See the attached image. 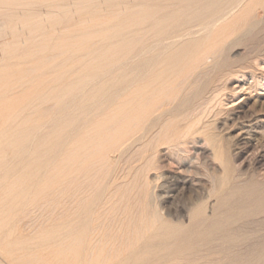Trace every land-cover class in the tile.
<instances>
[{
  "label": "bare ground",
  "instance_id": "bare-ground-1",
  "mask_svg": "<svg viewBox=\"0 0 264 264\" xmlns=\"http://www.w3.org/2000/svg\"><path fill=\"white\" fill-rule=\"evenodd\" d=\"M15 1L18 2L17 0H15ZM67 1H69V0H67ZM67 1H65V2H67ZM8 2H9V0H0V38H1V36L5 35V33L6 34H7V32L9 33L8 29L10 27L8 28V23H9L8 22L9 21V10L7 8ZM136 2L133 4H136ZM10 3L12 5V2H10ZM13 3H15V2L13 1ZM73 3H75V1ZM42 5L43 4H41V6ZM60 5H61V3H60ZM62 5H64V4H62ZM91 5L92 4H90V7H91ZM26 6H28V5H26ZM59 6H57V7L59 8ZM135 7L133 9L130 7L127 10V11H129L130 9H132L134 11V12L132 11L133 13H130V14H133V18H134V21L132 19V21L134 23L131 21V23L134 24V26H133L134 36L131 35L133 37L132 44L127 51L124 50L123 52H121L119 55L116 56V60H118V62H117V66H114V67H116L115 71H110L108 69L106 72L103 71L105 73L104 76L107 78V81L106 82L104 81L105 83H103V85L101 87L104 88V90L106 89L109 92L111 91V94L109 96H107V98L105 97V99H101V97L104 98V96H102L103 94L102 95L100 94L101 97L98 96L99 101L104 100L103 101L104 107H105V105L107 107L104 112L101 110L104 113L103 114L104 117H102L100 120L95 119V117H94L95 120H91V117H88V116H90L89 114L93 110L92 109L90 111V113L87 114L88 115L87 119L89 118L87 120L86 118H82L85 114L82 117H80L81 114L77 115V111H76V115H77L76 119L82 118V120L79 119L80 121H82V125H80V126L78 125L79 127L78 128L76 127V130L74 129L75 127L73 128L77 132V133L75 132L76 135L74 133V135H75L74 140L72 141V143H70V147L63 151L61 159L59 158L60 160L58 161V164L56 163L53 167H51L50 170L48 169L46 174L44 172L43 174H45V175L42 178L41 177L38 178V179H41V182L42 181L44 182V184L42 183L43 185L41 186V189L39 188L40 190H43V191H40L38 196L41 197V195H40L41 192H44L45 190H47L48 191L47 195L49 194L48 195V196H50L49 198L52 199V200H48L49 202L57 200L56 199L57 197H58V199H60L63 196H65L66 199L67 198L69 199L68 207L71 210L70 212H71L72 216L74 215V218L72 219V225L74 224L75 226H73V228L69 230V233H67L68 232L67 231L65 235H63V233H61L62 236L59 235L57 237L55 236V234L52 233L53 231L52 232H44V233L41 232L43 234H39L38 236H36L37 240L38 241H46V242L51 240L52 244H50V246L45 245L46 248H44V250H46V251H42L41 254H39L38 256L36 253L37 257L35 256L36 258L35 257H33V258H35V261L37 264H62L63 262H66V263L68 262V264H69V261L71 262V264H123L122 263L123 255L124 254H130V255H132V258H130V259H132V261L130 262L128 260L130 262L129 264H193V262L196 260V257H194V255L192 253H187V251L195 249L196 246L200 245V246H207L209 248V251L213 252L215 254V255L210 254V258H208L206 260L203 259V262L199 261L200 264H264V253H262V250L264 249V234H261L260 236H255V234L258 233L259 230H261L260 228L262 227V224L264 223V219L260 218V219L256 220V218L255 219L252 218V220H248L247 222L244 221L245 222L244 224L246 226V229H244V230L243 229L241 230L240 228H236L233 226L234 223L237 222L239 219L248 218L250 216L254 217L253 215H255V214L260 215L262 212H264V185H260V184H256V183L244 184V183H238L239 180H238V182L234 181L232 186L229 185L230 188H228L225 192H222L220 194V196L218 195L216 202H215L216 208L209 216H208V214L204 215L201 212L195 211V209H193L194 207L195 208L198 207L197 206V205H199L198 202L201 199L209 198L212 194L215 193V191L217 189L214 182L216 179L217 172H219L218 171L219 167L216 164L217 161L215 162V160H216L215 159V151L213 149H210V147L207 144V141L210 143H214V141L208 140L206 138L203 139L202 137H200L202 134H207V131H205L206 130V124H204V122H207L208 118H207V121L203 122V117L206 116V115L205 116H203V115L207 110V109H205L206 107H204V105H206L210 99L209 91L210 92L213 91L210 87V84H209L210 80H208V78L210 76L209 73H210L211 69L214 70L220 66H225V65H223L224 61L220 58V55H221V52L224 48V44L227 43L226 41L228 38H226V36H228V34L234 30L233 29V27L235 28L234 25L236 24V26H237V23L240 24L239 22H245L248 20H253V21L255 20L256 21V19H259L257 17L256 12H258L257 10H261V12L264 14V0H169L167 2H164L161 0H146V1L141 0V1H139V3L137 2V5ZM61 8H63V7H61ZM68 8H70V7H68ZM68 8H67V10H68ZM86 8H85V10H87ZM20 9H21V7H20ZM88 9H89V7H88ZM14 10H15V8H14ZM29 10H30V8H29ZM81 10H83V9H81ZM127 11H126V13H127ZM129 12H131V11H129ZM14 13H15V11H14ZM259 14H261V13H259ZM128 15L129 14L124 15V16H128ZM119 16H120V14H119ZM10 18H13V17H10ZM23 19L25 20V18H23ZM114 19L117 20L116 18H114ZM118 22H119V20H118ZM122 22H125V21H122ZM262 22H264V21H262ZM30 23H32V22H30ZM102 24H103V22H102ZM114 24L116 25V23H114ZM112 25L110 24L109 26H112ZM104 26H102V27H104ZM109 26H108V28H110ZM114 26L111 29L114 30L115 29ZM123 26H124V24H123ZM238 26H240V25H238ZM247 26H248V24H247ZM12 27L14 28V25H12ZM30 28H32V27H29V30H31ZM36 28H35V30H33V32L36 31L35 33H37V30L38 31L40 30V28H38L37 30H36ZM58 28H60V27H58ZM43 29H44V31L43 30L42 31L45 32V29H47V28H43ZM105 29H106V26H105ZM54 30H56V29H54ZM57 30H59V29H57ZM102 30L106 31V33H107L108 29L104 30V28H103ZM126 30L127 29H125V31ZM42 31H40V33L38 32L39 36L42 33ZM248 31L249 32H247V34L250 33L251 29L250 30L248 29ZM47 32H45V33H47ZM239 32L240 31H238V33ZM241 32H243V28H242ZM111 33H110V35L113 34V33L112 34ZM30 35H31V37H33V40H34V36H33L34 34L32 33ZM48 35H50V34H48ZM51 35H53V34L51 33ZM75 35H77V34H75ZM249 35H251V34H249ZM8 36L9 35H7L5 37H8ZM45 36L47 37L46 34H45ZM104 36L107 37L106 35H104ZM110 37H113V36H110ZM126 37H128V35ZM242 37H243V35H242ZM247 37H249V36L247 35ZM3 38H4V36L2 37V39ZM43 38H44V36L42 37V39ZM53 38L52 39L50 38V39L54 40ZM108 38L109 37H107V39ZM129 38H130V36H129ZM46 39H48V37ZM96 39H98V38H96ZM122 39H124V38H122ZM233 39H234V37H233ZM26 40L28 41V39H26ZM51 40L50 41L48 40V41L51 42ZM235 40H237V39H235ZM99 41H100V39H99ZM38 42H39V39H38ZM49 42H48V45H49ZM63 42H65V41H63ZM68 42H72V41H68ZM86 43H84V44H86ZM100 43H101V41H100ZM228 43H229V41H228ZM231 43H230V45H231ZM238 43H240V42H238ZM2 44H3V42H2ZM2 44L0 43V45H2ZM46 44L47 43L40 45L39 48L44 47ZM123 45H124V43H123ZM4 46L5 45H3V47ZM29 46L31 47V45H29ZM58 46H60V45H58ZM105 46H107V45H105ZM109 46H111V49H112V44ZM6 47H7V45H6ZM52 47L55 48V45H53ZM83 47H84V45H83ZM91 47L92 46H90V49H91ZM0 49H7V48H5V47L1 48L0 47ZM47 49H48V47H47ZM50 49L51 48H49L48 50H50ZM4 51H6V50H4ZM17 51L18 50L16 49V52ZM34 51H35V49H34ZM61 51H63V49ZM102 51L103 50L101 49V52ZM77 52L78 51H76V53ZM40 53H42V51ZM107 53H109V51ZM78 54H79V52H78ZM82 54H83V52H82ZM36 55H37V53L34 55V57ZM111 55H113V54L110 53L108 57L111 58ZM25 56L28 57L27 54ZM60 56L61 55H59L58 57L60 58ZM87 56H88V53H87ZM3 57H6V56H3ZM30 57H28V60L30 59ZM34 57H31V58L34 59ZM37 57L38 58H36V57L35 58L39 60V56H37ZM221 57H222V55H221ZM54 58H55V56H54ZM83 58H85V57H83ZM98 58H100V57H98ZM74 59H75V57H74ZM76 59L78 60V58H76ZM90 59H92V58H90ZM11 60H12V58H11ZM41 60H42V58H41ZM224 60H225V58H224ZM53 61H55V60H53ZM65 61H68V60H65ZM88 61L90 62V60H88ZM88 61H87V63H88ZM94 61L96 62V60H94ZM9 62H10V60H9ZM11 62H13V61H11ZM55 62L58 63L57 60ZM61 62L63 63V61H61ZM91 62H93V61H91ZM40 63H42V62H39L38 64H40ZM102 63H106V62H102ZM232 63H233V61H232ZM11 64L9 66H11ZM59 64H58V66H59ZM227 64H229V63L227 62ZM6 65L8 66V64H6ZM31 65H32V63H31ZM90 65L92 66V64H90ZM48 67H50V66L48 65L46 68H48ZM6 68L4 67L0 72V169H1L0 170V183H1V185H2V183L5 184V182H7V179H8L7 178L8 172H7V167H6V165L8 164L7 163L8 158L6 155V148L9 145L12 146L11 145V139H12L11 137L13 134H15L16 136H21L22 134H24L23 133L24 132L23 130L25 127L24 124L27 123V119L24 118L23 116H21V114L20 115L17 114L18 116H16L15 118L11 117L10 113H11L12 106H14L15 104H18L22 100L26 99L27 96H26V94H21L20 96H17L14 98V96L9 94L11 87L9 88V91H8V87L11 83V79L14 78L15 76L12 74L14 77L11 78V76L9 75L10 73L8 74V71L7 72L5 71ZM72 69H70V70H72ZM229 69H228V71H229ZM234 69L235 68H233V71H234ZM34 70H35L34 67H31L29 69L30 73H31V71H34ZM57 70H59V69H57ZM57 70H54V71H57ZM75 70H78V69L74 68V71ZM217 70H219V69H217ZM36 71H38V70H36ZM67 71H68V69H67ZM70 72L71 71H69V73ZM30 73H29V75L32 74V73L31 74ZM95 73H98V72H95ZM82 74H83V72H82ZM101 74H102V72H101ZM20 75H22V74H20ZM80 75H81V73H80ZM22 76H19V77L22 78ZM93 76H94V74H93ZM207 76H208V78H207ZM24 77H25V75H24ZM58 77L61 78V77H65V76H58ZM98 78H96V79H98ZM230 78H231V75H230ZM30 79H31V77H30ZM32 79H33V77H32ZM89 79L91 80V76ZM96 79L94 81L97 82L98 80H96ZM226 79H228V78H226ZM90 80H88V81L90 82ZM31 81L32 80H30L28 83L31 84L30 83ZM220 81H222V80H220ZM26 82H27V80H26ZM64 82H66V81H64ZM98 82L100 83V81H98ZM14 83H16V82H14ZM17 83H16V85L19 84V83L18 84ZM78 83H79V81L74 83L73 85L77 86ZM80 83H81V81H80ZM86 84H88V83H86ZM67 86L69 87V85H67ZM58 87H61V86H58ZM95 87H97V86H95ZM52 88L50 91H48L46 93H43V91H42L43 94L41 96L39 95L37 97L46 98V96H48V95H50V97L52 95H56V96H57V94L59 95V93L61 91L58 93V90H57V88H55V86L53 89ZM62 88H63L62 89V92H63L65 87H62ZM79 88H80V86H79ZM90 88H91V86H90ZM48 89H50V87ZM75 89H77V88H75ZM92 89H93V87H92ZM221 89H222V87H221ZM65 90H67V89H65ZM71 90H74V89H71ZM71 90L70 91L67 90V92L70 93ZM84 90H85V88H84ZM44 91H45V89H44ZM46 91H47V89H46ZM92 91H94V90H92ZM216 91L213 93L215 94ZM218 91H217V93L219 94L220 92H218ZM12 92H14V91H12ZM81 92L83 93V91H81ZM81 92H80V94H81ZM90 92H89V94H90ZM61 95L62 94H60L59 96H61ZM69 95L72 96V94H69ZM78 95H79V93H78ZM105 95H107V94H105ZM84 96H86V95H84ZM90 96L92 97V95H90ZM55 97H54V99H56ZM67 97H68V94H67ZM73 97H71V99ZM88 97H89V95H88ZM214 97H215V95H214ZM47 98L44 100H47ZM76 98L78 99L79 97L76 96ZM32 99H33V97H32ZM43 99H41V100L38 99V101L42 102ZM54 99H51V100H54ZM57 99H58V97H57ZM61 99L64 100L63 97ZM34 100H35V98H34ZM58 100H60V99H58ZM76 100H73V99L71 100L73 105L75 104L74 102ZM78 100H79V102L81 101L80 99H78ZM63 102L64 101H62L60 103L63 104ZM89 102L91 103V101H89ZM97 102L98 101L96 100V103ZM37 103H39V102H37ZM53 103L57 104V101L56 102L54 101ZM213 103L214 102H212V104ZM41 104H43V102ZM45 104L43 106H45ZM64 104H63V106H64ZM72 104H71V106L74 107ZM81 104L82 103H79V105L77 106L78 108L75 106V109L77 108V109H79V111L84 110L83 106H86V105L82 106ZM101 104H103V103L101 102ZM90 105H92V104H90ZM38 106L40 107L42 105H37V107ZM56 106H59V105H56ZM27 107H25V108H27ZM37 107H35V108H37ZM51 107H49V108L47 107V109L46 110L44 109V110L49 113V110H51ZM87 107H89V106H87ZM87 107H86V109H87ZM92 107H93V105H92ZM92 107L90 106V108H92ZM40 108H37V110ZM58 108H61V107H58ZM69 108H71L70 105H69ZM52 109H54V107H52ZM65 109H66V107H65ZM68 110H71V109H68ZM208 110H210V109H208ZM208 110H207V112H208ZM260 110H261V108H260ZM61 111H62V109H61ZM263 111H264V109H263ZM98 112H99V110H98ZM56 113H58V115H59L58 110ZM73 113H75V111ZM227 113H229V112H227ZM45 114H43V115H45ZM67 114L71 115L72 112H71V114H69V112ZM92 114L95 116L96 113L95 114L92 113ZM210 114H211V112H210ZM52 115L53 114L51 113V116ZM61 115L65 116L66 114L62 113ZM49 117H50V115H49ZM67 117L69 118V116H67ZM206 117H208V115ZM209 117L213 118L212 115H210ZM11 118H13V119H11ZM56 118H57V115H56ZM229 118H230V116H229ZM52 119H54V118H52ZM83 119H84V121H83ZM213 119H215V118H213ZM59 120L60 119L56 120L55 123H57V121H59ZM79 120H77V121H79ZM204 120H206V119H204ZM41 121H43V120H41ZM41 121H39V122H41ZM48 121H49V119H48ZM60 121H59V123H60ZM211 121H212V119H211ZM50 122H52V121H50ZM62 122H63V120H62ZM59 123H57V124H59ZM46 124H48V123L46 122ZM62 124L64 125V123H62ZM65 124L68 126L67 123H65ZM50 125H53V124H50ZM14 126L17 127L16 130L13 128ZM40 126H42V125H39V127ZM72 126L73 125H70L71 128H72ZM221 126H223V125H221ZM254 126H255V128L249 129L248 125H245V126L242 125L237 136L240 135L244 139H249L252 136L257 138L258 135L264 137V113L259 114L258 116L255 117ZM54 127H57V126L52 127L53 131H54ZM64 127H66V126L64 125ZM92 127L96 128V132L98 131L100 135L97 138H95L96 136L94 138L82 137L81 134H86L88 131H90L92 129ZM34 128H36V127H34ZM34 128L29 127V129H32V130ZM71 128H69V129H71ZM74 130H72V131H74ZM67 131H69V130H67ZM35 133L36 132H34L33 136L35 135V137H36ZM41 133L42 134H40V135H43V131ZM94 133H95V131H94ZM45 134H47V133H44V135ZM78 134L81 136L79 137V139H76L77 138L76 136ZM37 135H38V133H37ZM48 135H50V134H48ZM52 135H53V133H52ZM97 135H98V133H97ZM214 135H215V133H214ZM37 138L38 137H36V139ZM229 138H230V136H229ZM256 138H255V140H256ZM32 139H34V138H31V140ZM36 139H34V140H36ZM70 139H71V136H70ZM18 140L19 139H17V141ZM65 140H66V138H65ZM252 140H253V138H252ZM48 141H50V140L48 139ZM63 141H64V139L60 138V139H58L57 144L60 145L63 143ZM246 141H248V140H246ZM19 143H22V142H19ZM28 143H30V142H28ZM33 143H35V142H33ZM50 143H51V141H50ZM27 144L25 143V146L28 147L29 145H27ZM13 145H17V144H13ZM44 145L46 147V144H44ZM25 146L23 148H26ZM55 146H56V144H55ZM64 146H66V144H64ZM156 146L165 147L166 150L167 149L168 150L173 149L175 151L176 150L177 151H184V149L186 147L193 146L194 150L199 151L201 154H203L204 162L208 160L207 161L208 162V169H207V171H204V169L202 170L200 168L199 161L190 157V159L188 161V167H189L188 174H182L179 171L178 172L179 174L173 175L171 177L172 181H174L177 184H182V186L186 185V184H191V185L199 186L202 188V190L200 192L201 194L199 193L202 196H200V195H199L200 197L195 196L196 198L192 199L190 202V208L189 209L190 210L193 209V211H191L190 215L188 216L187 224L170 223V222L163 221V220H161L163 222H160L157 219L158 217L156 216V214L155 215H151V214L149 215V212H148L149 210L148 211L143 210V209L138 210V207L136 208L138 212H135L136 211L135 210L134 211L135 213L132 215L129 213L128 217H126L125 215H127V214H125L124 215L125 218H123L124 216L122 217L123 220H120V221L118 220V217H119V214H118L116 217V219L118 221H115V213H116V211L118 212L117 208H119V206H118L117 201L116 202H113V201H115V197H117L118 192H119V188H118L119 183L117 182L118 184H116V179L119 176H118V172H115L114 169L112 168L113 159L115 157H118V155H121V154L123 155L124 153L128 155V156H126L125 160H127L129 162V165L132 164L133 168L135 169V171L133 170L135 172V174L133 175V176H135V178H133V180L131 182L133 184H136V186H137L138 184L140 185L139 179L140 178L144 179V177H141V175H143V176L146 175V174H141V173L144 172V169H146V167L150 164V160H154V159H151L152 154H150L151 153L150 150L153 149V151L156 152L155 151L156 149H154V147H156ZM23 148L20 147V150ZM42 148H43V146H42ZM9 149H10V147H9ZM16 149H17V147H16ZM28 149H29V147L27 148V150ZM55 149L57 150V148H55ZM161 150H164V149L162 148ZM7 151H9V150H7ZM29 151H31V149ZM35 151H37V149ZM47 152H48V149L45 153H47ZM53 153L54 152H51L49 154L50 158H52ZM23 154H25V150H24ZM28 154H29V152H27V155ZM56 154H55V156H56ZM11 155H13V154H11ZM20 155H18V156H20ZM34 155L37 156L38 154L34 153ZM40 155H41V153H40ZM26 156H25V158H26ZM31 156L29 158H31ZM36 156H32L34 161L35 160L37 161V158L35 159ZM58 156H59V154H58ZM94 156H98V157L95 159ZM14 158L15 157H12V159L11 158L10 159L13 161ZM17 158H15V159H17ZM39 158L41 159L40 156H39ZM195 158H197V157H195ZM47 159H48V155H47ZM56 159H54V161ZM20 160H22V159H20ZM41 160H39V162ZM50 160H52V162H54L53 159H50ZM116 160L119 161L121 159L116 158ZM116 160H115L114 164L116 163ZM167 160H169V159L167 158ZM173 160H174V158H173ZM49 161H48V163H49ZM14 162H15V160H14ZM24 162H25V159H24ZM30 162H31V160L29 161V163ZM168 162L170 163V160ZM17 163H20V161H17ZM26 163H28V162H26ZM44 163H46V162H44ZM218 163H219V161H218ZM9 164L11 165V163H9ZM49 164H51V163H49ZM124 164H126V163H124ZM176 164H177V162H176ZM220 164H221V162H220ZM21 165H22V163H21ZM41 165H42V163H41ZM15 166H18V164H16ZM26 166H29V165L26 164ZM48 166H50V165H48ZM122 166H124V165H122ZM180 166H181V163H180ZM225 166H227V165H225ZM32 167H33V165H31V168ZM128 167H130V166H128ZM120 168H122V167H120ZM125 168H127V167H125ZM153 168L155 169V168H159V167L153 166ZM153 168H152V170H153ZM220 168H221V165H220ZM11 169L12 168H10V170ZM25 169H23V170H25ZM37 169H39V168H37ZM44 169H46V168H44ZM112 169H113V172H112ZM185 169H186V167H185ZM229 169H231V168H229ZM10 170H9V173L10 172L12 173L13 170L12 171H10ZM31 170L33 171V169H31ZM131 170H132V167H131ZM42 171H46V170H42ZM42 171L40 170L41 173H42ZM126 171H130V170L128 169ZM147 171L149 172V170H147ZM147 171H145L144 173H146ZM170 171H172V170H170ZM35 172H38V171L33 172V175H32L33 177H34ZM225 172L227 173L228 171H225ZM26 173L27 172L25 171L24 174H26ZM119 173H121V172H119ZM219 173H221V172H219ZM21 174H23V173H21ZM37 174H39V172L36 173L35 175H37ZM11 176H12V174H11ZM32 176H30L31 179H32ZM40 176H42V175H40ZM127 176H126V178H127ZM160 176H162V175H160ZM8 177H10V176H8ZM23 177H27V176L24 175ZM224 177H227V176H224ZM126 178H124L123 180H125ZM147 178H148V176H147ZM243 178H245V177H243ZM23 179L22 180L25 181L27 178L26 179L23 178ZM38 179L36 178V181ZM154 179H152V180H154ZM156 180H157V178H156ZM219 180L220 179H218V181ZM225 180H226V178H225ZM235 180L237 181V179H235ZM31 181H30V185H31ZM167 181H169V180H167ZM259 181H257V182H259ZM131 182H129V183H131ZM146 182L147 181H144L145 184H146ZM154 182L155 181H153L152 184ZM22 183L18 184L17 182L11 181V184H9V185L13 186V194L14 195L19 196L24 192V188L21 186ZM57 183L59 185H56ZM121 183L122 182H120V184ZM216 183H218V182H216ZM228 183H226L227 186H228ZM32 184H35V183H32ZM146 186H144V187H146ZM153 186H155V185H153ZM32 187H35V185ZM123 187L125 188V186H123ZM130 187L128 188L129 189L128 191H130ZM132 187H133V185H132ZM140 187L141 188L143 187V183L139 186V188ZM149 188L150 187H148V189ZM161 189L163 190V187ZM223 189H226V188H223ZM139 190L144 191V189H139ZM35 191H37V190H35ZM133 191H135V188ZM149 191L151 192V189H149ZM188 191H190V190H188ZM178 192H180V191H178ZM9 193L10 192H7V194H0V203L3 200L5 201V196L9 195ZM134 193H137V192L135 191ZM216 193H218V192H216ZM13 194H12V196H13ZM140 194H142V193H139V195H137V197L139 196L138 200L140 199ZM236 194H238V196H237L238 199H236L235 202L229 203L230 201L228 198L231 197L232 195L235 196ZM144 195H145V193H144ZM215 195H217V194H215ZM181 196H182V194H181ZM27 197H29V194ZM46 197H44V198H46ZM99 197L101 200H99ZM41 198H43V197H41ZM128 198H129V196H128ZM66 199L64 198L65 201H66ZM97 199H98V203H96ZM116 199L118 200V197ZM122 199H123V197L121 198V200ZM34 201L35 200L32 198L31 202L34 203ZM58 201L56 202L57 204L59 203ZM126 201L128 202V200H126ZM207 201L208 200H205V202H207ZM210 201H211V199H210ZM44 202H45V199H44ZM127 202H125V203L127 204ZM119 203H122V202L120 201ZM147 203L148 202H146V205H147ZM4 204H5V202H4ZM21 204H24V203H21ZM37 204H36V206H37ZM48 204H50V203H48ZM44 205H46V204H44ZM140 205H141V203H140ZM25 206H27V204L24 205V207ZM33 206H34V204H33ZM22 207H23V205H22ZM40 207H41V205H40ZM51 208L53 209V212H54L55 207L54 208L51 207ZM24 209L22 208L23 211H24ZM27 209H28V207H27ZM37 209L35 211H37ZM123 209H124V207H123ZM35 211H33V214L35 213ZM41 211H42V208H41ZM121 212L123 213V211H121ZM29 213H31V210ZM49 213H51V212H49ZM207 213H209V212H207ZM59 214H62V211ZM25 215L23 217H25ZM106 215H109L108 216L109 218H107ZM40 216H41V214H40ZM59 216H61V215H59ZM2 217L0 216V223L2 221ZM29 218L32 219V216ZM33 218H35V217H33ZM48 218H50V217L48 216ZM20 219H22V218H20ZM44 219H45V217H44ZM46 219H47V217H46ZM37 220H39V219H37ZM42 220H41V222H42ZM39 222H40V220H39ZM20 223H19V225H20ZM14 224H13V226H14ZM27 224H29V221L27 222ZM27 224H25V225H27ZM113 224H116V225H113ZM4 225H5V223H4ZM32 225L33 224L31 223L30 227ZM53 225H55V224H53ZM14 227H13V229H14ZM1 228H3V227H1ZM50 228L51 227H49V229ZM28 229H29V226H28ZM36 229H37V225H36L35 229H33V230L36 231ZM60 229H62V228H60ZM39 231H41V230H39ZM16 232H17V230H16ZM16 232L14 231V233H16ZM3 233L5 234V232H2V234ZM31 233H33V232H31ZM1 236H3V235H1ZM11 236H7V238L8 237L10 238ZM1 238H3V237H1ZM7 238H5V239H7ZM9 240H7V241H9ZM12 240H14V239H12ZM17 241H19V240H17ZM0 243H1V241H0ZM2 243H4V242L2 241ZM15 244H17V243H15ZM25 244L26 243H24L23 245H25ZM7 245L12 246L11 244H7ZM240 245H242V246L245 245L246 248L244 250H236L235 249L236 247L234 248V246H240ZM23 248H25V247H23ZM25 249H27V248H25ZM197 249H199V248H197ZM23 253L25 255V253H27V252L23 251ZM31 254L32 253L30 252V255ZM28 255H29V252H28ZM34 255H35V252H34ZM153 256H155V258H156L155 260L153 259ZM205 256H207V255H205ZM126 258H128V257H126ZM126 260H125V262H126ZM194 263H196V262H194Z\"/></svg>",
  "mask_w": 264,
  "mask_h": 264
},
{
  "label": "rangeland",
  "instance_id": "rangeland-1",
  "mask_svg": "<svg viewBox=\"0 0 264 264\" xmlns=\"http://www.w3.org/2000/svg\"><path fill=\"white\" fill-rule=\"evenodd\" d=\"M13 1L16 3H13ZM18 2H16L15 0H9V2L7 3V8L9 10V23H8V31L9 33L7 32V34L5 33L4 38L2 39L3 36H1L0 38V43L3 44L0 45L1 48H7V49H0V72L1 70L5 67H7L5 69V71L7 72L8 71V74L14 78L11 79V83L8 87V91H9V88L13 87L12 89L10 88V91H9V94L17 97V96H20L21 94H26V99L22 100L21 102H19L18 104H15L14 106H12L11 108V117L15 118L16 116H18L17 114H21V116H23L24 118L27 119V123L24 124V134H22L21 136H16L15 134L12 135V139H11V145L12 146H8L6 148V155H7V163H11V165L7 164L6 167H7V182H5V184L0 183V194H7V192H10L9 195L5 196V201L3 200L1 203H0V216L2 217V221L0 223V226L3 227L1 228L0 227V241L2 243V241L4 243H0V264H37L36 261H35V258L41 254L42 251H46L44 250V248H46V246H50V244H52V241H38L36 236H38L39 234H43L44 232H52L53 234H55V236H59L63 233V235L67 233H69V230L73 228V226H75L74 224L72 225V219L74 218V215L72 216L71 214V210L69 209L68 205H69V199L65 196L61 197L60 199H58V197L56 198L57 200H54V201H51L49 202L48 200H52L50 199L47 195L48 191L45 190L44 192H41V198L39 195L40 191H43V190H40L41 189V186L44 184V182L42 181L41 182V179H38V178H42L48 171V169L50 170L51 167H53L56 163L58 164V161L61 159V156L63 154V151L68 149L70 147V143H72V141L74 140V137L76 135V127L78 128L80 125H82V118H86L87 119V114H89L90 116L88 117H91V120H95V119H101L102 117H104V111L105 109L107 108L106 105L104 107V100L103 101H99V97L100 94L103 97H101V99H105V97L107 98V96H109L111 94V91L109 92L108 90H104V88H102L101 86L103 85V83H105L107 81V78L104 76V72L108 70L110 71H115L116 67L114 66H117V62L118 60H116V56L119 55L121 52H123L124 50H128L132 44V41H133V37L131 35L134 36V18H133V14H130V13H133L134 11L132 10L136 5H137V2L139 3V1L141 0H17ZM38 3H37V2ZM48 1V2H47ZM67 1V2H65ZM75 1V3H73ZM77 1V2H76ZM79 1V2H78ZM93 3H92V2ZM137 1V2H136ZM146 1V0H144ZM161 1H164V2H167L169 0H161ZM12 2V5L11 3ZM81 2V3H80ZM136 4H133L135 3ZM43 4L41 6V4ZM47 3V4H46ZM61 3V5H60ZM67 3V4H66ZM73 3V4H72ZM78 5H77V4ZM86 5H85V4ZM40 4V5H39ZM49 4V5H48ZM64 4V5H62ZM66 4V5H65ZM89 4V5H88ZM90 4L91 7H90ZM18 5V6H17ZM28 5V6H26ZM36 5V6H35ZM46 5V6H45ZM48 5V6H47ZM60 5V6H59ZM74 5V6H73ZM132 5V6H131ZM25 6V7H24ZM41 6V7H40ZM59 6V8L57 7ZM66 6V7H65ZM70 8H68V7ZM81 6V7H80ZM85 6V7H84ZM134 6V7H133ZM21 7V9H20ZM33 7V8H32ZM63 7V8H61ZM76 7V8H75ZM87 7V8H86ZM91 10H89L88 9ZM132 8L130 9L129 11H127L129 8ZM15 8V10H14ZM18 8V9H17ZM28 8V9H27ZM30 8V10H29ZM65 8V9H64ZM68 8V10H67ZM79 8V9H78ZM85 8L87 10H85ZM124 8V9H123ZM136 8V7H135ZM12 9V10H11ZM27 9V10H26ZM83 9V10H81ZM18 10V11H17ZM135 10V9H134ZM15 11V13H14ZM64 11V12H63ZM66 11V12H65ZM127 11V13H126ZM133 11V12H132ZM258 12L257 13V17L259 19H256V21L254 20H248V21H245V22H239L240 24L237 23V26L236 24L234 25L235 28L233 27V31L231 33L228 34V36H226V38H230L229 40L227 39V43L224 44V48L221 52V55H220V58L224 61V64L225 66H220L216 69H211L210 73H209V78L208 80L209 81V84H210V87L211 89L213 90L212 92L209 91V94H210V99L208 101V103L206 105H204V107H206L205 109H210L206 110V112L204 113L203 116H207L208 117H203V122L204 121H207V118H208V121L207 122H204V124H206V130L207 131V134H202L200 137H202L203 139H208V140H212L214 141V143H210L207 141V144L208 146L210 147V149H213L215 151V162L217 164V166L219 167L218 171L221 172H217V175H216V179H215V182L214 184L216 185V191L214 194H212L209 198H204V199H201L198 203L199 205H197L198 207H194L193 209H195V211H199L201 212L202 214L204 215H207L208 216L215 210L216 208V199L218 197V195L220 196V194L222 192H225L228 188H230V186L233 185L234 181L235 182H239L238 183H244V184H251V183H256V184H260V185H264V137L262 136H257L256 137H251L249 139H244L242 138L240 135H238L239 131H240V128L245 125H248V128L249 129H253L255 128L254 126V121H255V117L258 116L259 114H262L264 113L263 109H264V14L261 12V10H257ZM260 11V12H259ZM13 12V13H12ZM17 12V13H16ZM20 12V13H19ZM36 13V14H35ZM49 13V14H48ZM126 13V14H125ZM261 13V14H259ZM12 14V15H11ZM18 14V15H17ZM67 14V15H66ZM120 14V16H119ZM129 14L128 16H124V15H127ZM32 15V16H31ZM37 15V16H36ZM66 15V16H65ZM114 15V16H113ZM34 16V17H33ZM10 17H13V18H10ZM20 17V18H19ZM118 17V18H117ZM123 17V18H122ZM25 18V20L23 19ZM36 18V19H35ZM39 18V19H38ZM114 18H116L117 20H115ZM122 19V20H121ZM133 19V21H132ZM31 20V21H30ZM119 20V22H118ZM259 20V21H258ZM57 21V22H56ZM105 21V22H104ZM115 21V22H114ZM121 21V22H120ZM122 21H125V22H122ZM127 21V22H126ZM131 21L133 23H131ZM32 22V23H30ZM54 22V23H53ZM103 22V24H102ZM252 22V23H251ZM259 24H258V23ZM30 23V24H29ZM57 23V24H56ZM108 25H107V24ZM116 23V25L114 24ZM121 23V24H120ZM243 23V24H242ZM248 26H247V24ZM256 23V24H255ZM26 24V25H25ZM41 24V25H40ZM43 24V25H42ZM45 24V25H44ZM53 24V25H52ZM56 24V25H55ZM106 24V25H105ZM112 25V26H109V25ZM124 24V26H123ZM128 24V25H127ZM246 24V25H245ZM12 25H14V28L12 27ZM58 25V26H57ZM106 26V29H105V26ZM115 25V26H114ZM131 25V26H130ZM240 25V26H238ZM255 25V26H254ZM35 26V27H34ZM38 26V27H37ZM47 26V27H46ZM51 26V27H50ZM55 26V27H54ZM104 26V27H102ZM108 26L110 28H108ZM114 26V30L111 29L113 28ZM130 26V27H129ZM252 26V27H251ZM28 27V28H27ZM29 27H32L30 28L31 30H29ZM37 27V28H36ZM60 27V28H58ZM119 27V28H118ZM232 27V26H231ZM250 27V28H249ZM256 27V28H255ZM36 30L38 28H40V30L38 31L37 30V33L40 31H44L43 28H47L45 29V32L42 31V35L44 36V38L42 39V35L40 34L39 36V33H35L36 31L33 32V30ZM52 28V29H51ZM88 28V29H87ZM100 28V29H99ZM104 28V30H107V33L106 31H103L102 29ZM237 28V29H236ZM242 28H243V32L242 31ZM246 28V29H245ZM13 29V30H12ZM25 29V30H24ZM49 29V30H48ZM56 29V30H54ZM59 29V30H57ZM117 29V30H116ZM125 29H127L125 31ZM132 29V30H131ZM248 29L250 31V33L247 34ZM262 29V30H261ZM64 30V31H63ZM85 30V31H84ZM102 30V31H101ZM111 30V31H110ZM14 31V32H13ZM82 33H81V32ZM85 33H84V32ZM89 31V32H88ZM92 31V32H91ZM96 31V32H95ZM115 31V32H114ZM117 31V32H116ZM120 31V32H119ZM238 31H240L238 33ZM30 32V33H29ZM61 32V33H60ZM94 32V33H93ZM99 32V33H98ZM109 32V33H108ZM113 34H112V33ZM128 32V33H127ZM27 33V34H26ZM34 34V40H33V37H31L30 34ZM51 33L53 35H51ZM56 33V34H55ZM106 33V34H105ZM110 33L112 35H110ZM115 33V34H114ZM121 33V34H120ZM45 34L47 35L48 39H46L47 37L45 36ZM50 34V35H48ZM58 34V35H57ZM77 34V35H75ZM81 34V35H80ZM103 34V35H102ZM232 34V35H231ZM251 34V35H249ZM9 35L8 37H5ZM38 35V36H37ZM97 35V36H96ZM104 35H106L107 37H109L107 39V37H105ZM128 35V37L126 36ZM241 35V36H240ZM243 35V37H242ZM247 35L249 37H247ZM42 36V37H41ZM52 36V37H51ZM56 36V37H55ZM75 36V37H74ZM110 36H113V37H110ZM130 36V38H129ZM54 37V38H53ZM84 37V38H83ZM100 37V38H99ZM232 37V38H231ZM234 37V39H233ZM53 38L54 40H51ZM56 38V39H55ZM98 38V39H96ZM124 38V39H122ZM126 38V39H125ZM18 39V40H17ZM28 39V41L26 40ZM38 39H39V42H38ZM42 39V40H41ZM60 39V40H59ZM81 39V40H80ZM101 43H100V41ZM113 39V40H112ZM237 39V40H235ZM51 40V42L49 41ZM84 40V41H83ZM108 42H107V41ZM115 40V41H114ZM120 40V41H119ZM235 40V41H234ZM5 41V42H4ZM8 41V42H7ZM42 43H41V42ZM44 41V42H43ZM61 41V42H60ZM65 41V42H63ZM67 41V42H66ZM68 41H72V42H68ZM74 41V42H73ZM97 41V42H96ZM129 41V42H128ZM229 41V43H228ZM11 42V43H10ZM48 42H49V45H48ZM57 42V43H56ZM79 42V43H78ZM87 42V43H86ZM99 42V43H98ZM106 44H105V43ZM126 42V43H125ZM232 42V43H231ZM240 42V43H238ZM17 43V44H16ZM29 43V44H28ZM34 43V44H33ZM47 43L44 47H40V45H43ZM75 43V44H74ZM83 43V44H82ZM86 43V44H84ZM95 43V44H94ZM124 43V45H123ZM231 43V45H230ZM16 44V45H15ZM52 44V45H51ZM60 46H58V45ZM112 44V49H111V45ZM120 46H119V45ZM3 45H5L3 47ZM7 45V47H6ZM31 45V47L29 46ZM53 45H55V48L52 47ZM84 45V47H83ZM89 45V46H88ZM102 45V46H101ZM107 45V46H105ZM57 46V47H56ZM62 46V47H61ZM64 46V47H63ZM70 46V47H69ZM77 46V47H76ZM90 46L91 49H90ZM115 46V47H114ZM123 48H122V47ZM127 46V47H126ZM51 48L50 50L47 49ZM72 47V48H71ZM106 47V48H105ZM114 47V48H113ZM29 48V49H28ZM33 48V49H32ZM59 48V49H58ZM87 48V49H86ZM117 48V49H116ZM12 51H11V50ZM16 49L19 51L16 52ZM35 49V51H34ZM55 49V50H54ZM63 49V51H61ZM76 49V50H75ZM89 49V50H88ZM101 49L103 50L101 52ZM120 49V50H119ZM225 49V50H224ZM6 50V51H4ZM33 50V51H32ZM40 50V51H39ZM88 50V51H87ZM22 51V52H21ZM28 51V52H27ZM31 51V52H30ZM42 51V53H40ZM58 51V52H57ZM72 51V52H71ZM76 51L78 52L76 53ZM109 51V53H107ZM15 52V53H14ZM25 52V53H24ZM62 52V53H61ZM64 52V53H63ZM83 52V54H82ZM88 53V56H87V53ZM226 52V53H225ZM13 53V54H12ZM37 53V55L35 56L36 58H38L37 56H39V60L36 59L34 57V55ZM66 53V54H65ZM72 55H71V54ZM76 55H75V54ZM90 53V54H89ZM103 53V54H102ZM105 53V54H104ZM113 54L111 55V58L108 57L109 54ZM118 53V54H117ZM27 54L28 57H34V59H32L30 57V59L28 60V57H26L25 55ZM34 54V55H33ZM93 54V55H92ZM228 54V55H227ZM6 56V57H3V56ZM9 55V56H8ZM30 55V56H29ZM59 55L60 58L58 57ZM83 55V56H82ZM98 55V56H97ZM8 56V57H7ZM11 56V57H10ZM24 56V57H23ZM42 56V57H41ZM51 56V57H50ZM55 56V58H54ZM79 56V57H78ZM82 56V57H81ZM91 56V57H90ZM102 56V57H101ZM106 56V57H105ZM115 56V57H114ZM75 57V59H74ZM85 57V58H83ZM100 57V58H98ZM5 58V59H4ZM12 58V60H11ZM42 58V60H41ZM60 60H59V59ZM70 58V59H69ZM78 58V60L76 59ZM82 58V59H81ZM88 58V59H87ZM92 58V59H90ZM94 58V59H93ZM107 58V59H106ZM109 58V59H108ZM225 58V60H224ZM10 62H9V60ZM85 59V60H84ZM27 60V61H26ZM37 60V61H36ZM53 60H57V62L53 61ZM65 60H68V61H65ZM90 60V62L87 61ZM96 60V62L94 61ZM110 60V61H109ZM13 61V62H11ZM22 61V62H21ZM63 61V63L61 62ZM82 61V62H81ZM93 61V62H91ZM226 61V62H225ZM233 61V63H232ZM39 62H42L40 64H38ZM44 62V63H43ZM65 62V63H64ZM77 62V63H76ZM102 62H106V63H102ZM227 62L229 64H227ZM12 63V64H11ZM32 63V65H31ZM48 63V64H47ZM57 63V64H56ZM60 63V64H59ZM63 65H62V64ZM74 63V64H73ZM226 63V64H225ZM8 64V66L6 65ZM11 64V66H9ZM59 64V66H58ZM66 64V65H65ZM76 64V65H75ZM82 64V65H81ZM89 64V65H88ZM92 64V66L90 65ZM96 64V65H95ZM98 64V65H97ZM116 64V65H115ZM50 66L48 68H46L47 66ZM72 65V66H71ZM105 65V66H104ZM15 66V67H14ZM44 66V67H43ZM53 66V67H52ZM75 66V67H74ZM95 66V67H94ZM108 68H107V67ZM228 68H227V67ZM246 68H245V67ZM31 67H34L35 70L34 71H29V69ZM38 67V68H37ZM60 67V68H59ZM79 67V68H78ZM93 67V68H92ZM99 67V68H98ZM21 68V69H20ZM28 68V69H27ZM45 68V69H44ZM53 68V69H52ZM73 68V69H72ZM74 68L75 69H78V70H75L74 71ZM83 68V69H82ZM90 68V69H89ZM96 68V69H95ZM230 68V69H229ZM232 68V69H231ZM233 68L234 71H233ZM59 69V70H57ZM68 69V71H67ZM72 69V70H70ZM219 69V70H217ZM227 71H226V70ZM229 69V71H228ZM38 70V71H36ZM42 70V71H41ZM46 70V71H45ZM54 70H57V71H54ZM90 70V71H89ZM217 70V71H216ZM232 70V71H231ZM65 71V72H64ZM69 71H71L69 73ZM80 71V72H79ZM83 74H82V72ZM85 71V72H84ZM104 71V72H103ZM13 72V73H12ZM57 72V73H56ZM67 72V73H66ZM95 72H98V73H95ZM102 72V74H101ZM233 72V73H232ZM235 72V73H234ZM29 73L31 75H29ZM81 73V75H80ZM14 76H13V75ZM22 74V75H20ZM40 74V75H39ZM65 74V75H64ZM70 74V75H69ZM94 74V76H93ZM100 74V75H99ZM214 74V75H213ZM25 75V77H24ZM37 75V76H36ZM91 76V80L89 79L90 76ZM227 75V76H226ZM230 75H231V78H230ZM19 76H22L19 77ZM58 76H65V77H58ZM68 76V77H67ZM81 76V77H80ZM229 76V77H228ZM31 77V79H30ZM33 77V79H32ZM37 77V78H36ZM86 77V78H85ZM99 77V78H98ZM101 77V78H100ZM222 77V78H221ZM73 80H71V79ZM85 78V79H84ZM93 78V79H92ZM98 78V79H96ZM215 78V79H214ZM228 78V79H226ZM37 79V80H36ZM42 79V80H41ZM44 79V80H43ZM70 79V80H69ZM79 79V80H78ZM84 79V80H83ZM98 80L100 81V83L97 81H94V80ZM27 80V82H26ZM30 80H32L29 84L28 82ZM49 80V81H48ZM59 80V81H58ZM77 80V81H76ZM86 80V81H85ZM90 80V82L88 81ZM222 80V81H220ZM59 83H58V82ZM66 81V82H64ZM78 85L77 86H74L73 84L78 82ZM81 81V83H80ZM105 81V82H104ZM14 82H18L16 85V83ZM48 84H47V83ZM53 82V83H52ZM102 82V83H101ZM41 83V84H40ZM72 83V84H71ZM88 83V84H86ZM224 83V84H223ZM21 84V85H20ZM57 84V85H56ZM59 84V85H58ZM65 84V85H64ZM84 84V85H83ZM220 84V85H219ZM16 85V86H15ZM44 85V86H43ZM46 85V86H45ZM48 85V86H47ZM63 85V86H62ZM69 85V87L67 86ZM86 85V86H85ZM89 87H88V86ZM30 86V87H29ZM54 88H57L58 90V93L59 95L62 94L61 96H59L57 93V96L56 95H52L50 97V95L46 96L47 100H44L46 98L44 97H37V96H41L43 93H46L48 91L51 90L52 87ZM58 86H61V87H58ZM80 86V88H79ZM91 86V88H90ZM97 86V87H95ZM214 86V87H213ZM216 86V87H215ZM44 87V88H43ZM50 87V89H48ZM62 87H65L64 88V91L62 92ZM68 87V88H67ZM85 90H84V88ZM93 87V89H92ZM101 87V88H100ZM222 87V89H221ZM34 88V89H33ZM39 88V89H38ZM52 88V89H53ZM77 88V89H75ZM214 88V89H213ZM45 89V91H44ZM47 89V91H46ZM67 89L68 91H70L71 89H74V90H71V92H67ZM89 89V90H88ZM219 91H218V90ZM221 89V90H220ZM37 90V91H36ZM76 90V91H75ZM88 92H87V91ZM94 90V91H92ZM101 90V91H100ZM220 92L219 94L217 93V91ZM14 91V92H12ZM28 91V92H27ZM36 91V92H35ZM43 91V93H42ZM66 91V92H65ZM78 91V92H77ZM83 91V93L81 92ZM85 91V92H84ZM91 91V92H90ZM216 93L214 94L213 92ZM39 92V93H38ZM81 92V94H80ZM90 92V94H89ZM103 92V93H102ZM35 93V94H34ZM79 93V95H78ZM85 93V94H84ZM213 95H212V94ZM67 94H68V97H67ZM69 94H72L69 95ZM74 94V95H73ZM77 94V95H76ZM83 94V95H82ZM107 94V95H105ZM31 95V96H30ZM65 95V96H64ZM81 95V96H80ZM86 95V96H84ZM89 95V97H88ZM92 95V97L90 96ZM215 95V97H214ZM56 96V97H55ZM74 96V97H73ZM76 96H78L81 101L79 102V100L76 98ZM99 96V97H98ZM33 97V99H32ZM37 97V98H36ZM54 97L56 99H54ZM60 99L58 100L57 99ZM63 97L64 100H62L61 98ZM65 97V98H64ZM71 97H73L72 99L73 100H76L74 103V105L72 104V99ZM88 97V98H87ZM213 97V98H212ZM39 103H37L35 100ZM44 98V99H43ZM76 98V99H75ZM83 98V99H82ZM43 99L42 102L43 104H41L42 102L41 101H38ZM51 99H54V100H51ZM71 99V100H70ZM100 99V100H101ZM213 101H212V100ZM51 100V101H50ZM67 102H66V101ZM88 102H87V101ZM96 100L100 103H96ZM56 102L57 101V104L53 103V102ZM63 102L64 106L62 103L60 102ZM91 101V103L89 102ZM94 101V102H93ZM214 102L212 104V102ZM36 102V103H35ZM62 105H60L59 103ZM77 102V103H76ZM101 102L103 104H101ZM30 103V104H29ZM46 103V104H45ZM79 103H82L81 105H86V106H83V109L84 110H80L77 109ZM89 103V104H88ZM42 105V106H38L37 105ZM45 104V106H43ZM71 104L74 106L72 107ZM92 104V105H90ZM30 105V106H29ZM32 105V106H31ZM49 105V106H48ZM56 105H59V106H56ZM68 105V106H67ZM69 105L71 108H69ZM219 105V106H218ZM28 106V107H27ZM40 108L37 110V108ZM54 107V109H52V107ZM75 106L77 107L75 109ZM89 106V107H87ZM90 106L92 108H90ZM212 106V107H211ZM27 107V108H25ZM47 107H51V110H49V113L47 111H45L47 109ZM56 107V108H55ZM58 107H61V108H58ZM63 107V108H62ZM68 107V108H67ZM87 107V109H86ZM95 107V108H94ZM97 107V108H96ZM102 107V108H101ZM236 107V108H235ZM24 108V109H23ZM58 108V109H57ZM261 108V110H260ZM45 109V110H44ZM60 109V110H59ZM62 109V111H61ZM68 109H71V110H68ZM75 109V110H74ZM86 109V110H85ZM97 109V110H96ZM213 109V110H212ZM27 110V111H26ZM45 112H44V111ZM54 110V111H53ZM58 110L59 112V115L58 113H56ZM65 110V111H64ZM67 110V111H66ZM89 110V111H88ZM99 110V112H98ZM103 112H102V111ZM240 110V111H239ZM17 111V112H16ZM29 111V112H28ZM44 113H43V112ZM75 111V113H73ZM76 111H77V115L81 114L80 117H82L84 114V116L80 119V118H77L76 119ZM83 113H82V112ZM236 111V112H235ZM238 111V112H237ZM36 112V113H35ZM47 112V113H46ZM69 112V114H72L71 115H68L67 113ZM79 112V113H78ZM81 112V113H80ZM85 112V113H84ZM87 112V113H86ZM211 112V114H210ZM216 112V113H215ZM229 112V113H227ZM46 113V114H45ZM51 113L53 114L51 116ZM62 113L66 114L65 116L61 115ZM92 113H96L95 116L92 114ZM100 113V114H99ZM237 113V114H236ZM16 114V115H15ZM38 114V115H37ZM45 114V115H43ZM48 114V115H47ZM57 115V118H56V115ZM212 115L213 118L209 117L210 115ZM214 114V115H213ZM217 116H216V115ZM25 115V116H24ZM29 115V116H28ZM37 115V116H36ZM50 115V117H49ZM228 115V116H227ZM31 116V117H30ZM34 116V117H33ZM54 116V117H53ZM61 116V117H60ZM69 116V118L67 117ZM73 116V117H72ZM230 116V118H229ZM234 116V117H233ZM239 116V117H238ZM46 117V118H45ZM95 117V119H94ZM11 118V119H13ZM38 118V119H37ZM54 118V119H52ZM63 118V119H62ZM65 118V119H64ZM210 118V119H209ZM235 118V119H234ZM30 121H29V120ZM40 119V120H39ZM49 119V121H48ZM58 119H62L59 123V121H57V123H55V121ZM80 119V120H79ZM89 119V118H88ZM87 119V120H88ZM206 119V120H204ZM212 119V121H211ZM229 119V120H228ZM252 119V120H251ZM41 120H45L44 122L41 121ZM55 120V121H54ZM79 120V121H77ZM232 122H231V121ZM251 120V121H250ZM32 121V122H31ZM41 121V122H39ZM52 121V122H50ZM70 121V122H69ZM73 121V122H72ZM84 121V119H83ZM211 121V122H210ZM249 121V122H248ZM29 122V123H28ZM35 122V123H34ZM39 122V123H38ZM46 122L48 124H46ZM64 123V125L66 127H64V125L62 123ZM38 123V124H37ZM67 123L68 126L65 124ZM78 123V124H77ZM218 123V124H217ZM237 123V124H236ZM50 124H53V125H50ZM55 124V125H54ZM73 125L72 128L70 127V125ZM75 124V125H74ZM34 128L33 130L32 129H29L32 128L31 126ZM39 125H42L39 127ZM44 125V126H43ZM46 125V126H45ZM77 125V126H76ZM79 125V126H78ZM91 125V124H90ZM211 125V126H210ZM223 125V126H221ZM53 126H57V127H54V131H53ZM92 126V125H91ZM44 129H43V128ZM48 129H47V128ZM60 127V128H59ZM64 127V128H63ZM75 127V128H74ZM232 127V128H231ZM15 130L17 129V127H13ZM63 128V129H62ZM71 128V129H69ZM75 130H74V129ZM234 128V129H233ZM29 131H28V130ZM36 129V130H35ZM43 129V130H42ZM56 129V130H55ZM60 129V130H59ZM62 129V130H61ZM35 130V131H34ZM47 130V131H46ZM49 130V131H48ZM65 130V131H64ZM69 130V131H67ZM74 130V131H72ZM36 132V137H38L36 139L35 135L33 136L34 132ZM43 131V135H40L42 134L41 132ZM51 131V132H50ZM64 131V132H63ZM95 131V133H94ZM214 131V132H213ZM26 132V133H25ZM40 132V133H39ZM49 132V133H48ZM57 132V133H56ZM76 132V133H75ZM32 133V134H31ZM40 136H38L37 135ZM44 133H47L44 135ZM53 133V135H52ZM75 133V135H74ZM98 133V135H97ZM211 133V134H210ZM215 133V135H214ZM26 134V135H25ZM50 134V135H48ZM57 134V135H56ZM71 134V135H70ZM28 135V136H27ZM62 135V136H61ZM68 135V136H67ZM71 136V139H70V136ZM74 135V136H73ZM82 137H85V138H97L100 134L99 132L97 131L96 132V128H93L88 131L86 134H81ZM81 135H77L76 139H79V137ZM212 135V136H211ZM26 136V137H25ZM30 136V137H29ZM60 138H63L64 141L62 144H57V141L58 139ZM207 136V137H206ZM230 136V138H229ZM29 137V138H28ZM43 137V138H42ZM58 137V138H57ZM217 137V138H216ZM22 138V139H21ZM31 138H34L31 140ZM51 141H48V139ZM66 138V140H65ZM210 138V139H209ZM220 138V139H219ZM253 138V140H252ZM256 138V140H255ZM17 139H19L17 141ZM47 139V140H46ZM69 139V140H68ZM244 139V140H243ZM28 140V141H27ZM248 140V141H246ZM15 141V142H14ZM25 141V142H24ZM27 141V142H26ZM44 141V142H43ZM13 142V143H12ZM19 142H22V143H19ZM24 142V143H23ZM30 142V143H28ZM33 142H37L36 144L33 143ZM56 142V143H55ZM251 142V143H250ZM254 142V143H253ZM19 143V144H18ZM25 143L27 145H29V149L27 150V146H25ZM53 143V144H52ZM249 143V144H248ZM13 144H17V145H13ZM32 146H31V145ZM46 144V147L45 145ZM56 144V146H55ZM64 144H66V146H64ZM63 145V146H62ZM26 147V148H23V147ZM43 146V148H42ZM62 146V147H61ZM10 147V149H9ZM17 147V149H16ZM20 147L23 148L20 150ZM37 147V148H36ZM54 147V148H53ZM64 147V148H63ZM34 148V149H33ZM57 148V150L55 149ZM164 149V150H161V149ZM188 148V149H187ZM19 149V150H18ZM31 149V151H29ZM37 149V151H35ZM48 149V152L45 153ZM154 149H156L154 152L153 149L150 150V154H152L151 156V159H154V160H150V164L146 167L147 170H149V172L144 169V172L147 171L146 173L142 172L141 174H146V175H141V177H144V179L140 178L139 180V183L140 185L143 183V187L139 188V184L136 186V184H133L131 181L133 180V178H135V176H133L135 174V169L133 168L132 164L129 165V162L126 159V156H128L127 154H121V155H118V157H115L113 159V162H112V168L114 169L115 172H118V178L116 179V184H118V188H119V192H118V200L116 199L117 197H115V201L113 202H116L118 203V206L119 208L118 209V212L116 211L115 213V221H120V220H123V218L128 217L129 216V213L132 215L134 214L135 212H138L137 211V207H138V210H146L149 212V215H155L158 217L157 219L160 221V222H163V221H167V222H170V223H182V224H187L188 222V216L190 215L191 211L189 208H190V202L192 199L196 198L197 196H199L201 193V190L202 188L199 187V186H195V185H191V184H186V185H183L182 184H177L175 183L174 181H172V176L173 175H176V174H179L178 172L180 171V173L182 174H188V170H189V167H188V161L191 158L193 159H196L197 161H199V165H200V168L204 171H207L208 169V160L204 162V157H203V154H201L199 151H196L194 150V147L191 146V147H186L184 149V151H175L173 149L171 150H166L165 147H161V146H156L154 147ZM223 149V150H222ZM225 149V150H224ZM9 150V151H7ZM15 150V151H14ZM24 150H25V154L27 155V152H29V154L26 156L24 153ZM34 150V151H33ZM42 150V151H41ZM46 150V151H45ZM193 150V151H192ZM221 150V151H220ZM18 151V152H17ZM20 151V152H19ZM56 151V152H55ZM59 151V152H58ZM14 152V153H13ZM23 152V153H22ZM33 152V153H32ZM51 152H54L52 154V158H50L49 154ZM61 152V153H60ZM175 152V153H174ZM195 152V153H194ZM22 153V154H21ZM34 153H37L41 159L39 158V156L37 157L36 155H34ZM41 153V155H40ZM57 153V154H56ZM166 153V154H165ZM13 154V155H11ZM21 154V155H20ZM45 154V155H44ZM56 154V156H55ZM59 154V156H58ZM61 154V155H60ZM165 154V155H164ZM263 154V155H262ZM9 155V156H8ZM17 155V156H16ZM20 155V156H18ZM36 156L35 159L37 158V161L33 159L32 156ZM43 155V156H42ZM47 155H48V159H47ZM161 155V156H160ZM26 156V158H25ZM31 156V158H29ZM46 156V157H45ZM121 158H120V157ZM123 156V157H122ZM181 156V157H180ZM197 158H195V157ZM225 156V157H224ZM12 159V157H15L17 159L14 158V160L12 161L10 158ZM44 159H43V158ZM55 157V158H54ZM95 159L98 157V156H94ZM189 157V158H188ZM29 158V159H28ZM57 158V159H56ZM60 158V159H59ZM116 158L118 159H121V160H116ZM167 158L170 160V163L168 162L169 160H167ZM174 158V160H173ZM22 159V160H20ZM24 159H25V162H24ZM28 159V160H27ZM46 159V160H45ZM50 159H56L54 162H52V160ZM11 160V161H10ZM20 161V163H17V161ZM31 160V162L29 163V161ZM34 162H33V161ZM39 160H41L39 162ZM49 164L48 163V161ZM116 160V163L114 164ZM177 160V161H176ZM10 161V162H9ZM125 161V162H124ZM159 161V162H158ZM177 164H176V162ZM201 161V162H200ZM204 163H203V162ZM219 161V163H218ZM28 162V163H26ZM33 162V163H32ZM38 164H37V163ZM46 162V163H44ZM154 162V163H153ZM174 162V163H173ZM221 162V164H220ZM22 163V165H21ZM24 163V164H23ZM29 165V166H26V164ZM42 163V165H41ZM48 163V164H47ZM118 163V164H117ZM126 163V164H124ZM159 163V164H158ZM179 163V164H178ZM180 163H181V166H180ZM186 163V164H185ZM16 164H18V166H15ZM45 164V165H44ZM168 164V165H167ZM174 164V165H173ZM224 164V165H223ZM31 165H33V167L31 168ZM36 165V166H35ZM45 167H44V166ZM50 165V166H48ZM124 165V166H122ZM155 167H159V168H153V166ZM185 165V166H184ZM220 165H221V168H220ZM227 165V166H225ZM130 166V167H128ZM16 167V168H15ZM18 167V168H17ZM27 169H25V168ZM29 167V168H28ZM116 167V168H115ZM122 167V168H120ZM124 167V168H123ZM127 167L130 171H126L128 170ZM131 167H132V170H131ZM153 170H152V168ZM186 167V169H185ZM188 167V168H187ZM223 167V168H222ZM10 168H12L10 170ZM39 168V169H37ZM46 168V169H44ZM167 168V169H166ZM170 168V169H169ZM231 168V169H229ZM18 169V170H17ZM25 169V170H23ZM30 169V170H29ZM33 169V171L31 170ZM37 169V170H36ZM113 169H112V172H113ZM121 169V170H120ZM126 169V170H125ZM157 169V170H156ZM223 169V170H222ZM1 170V169H0ZM9 170L12 171V173L10 172L9 173ZM22 170V171H21ZM29 170V171H28ZM40 170H46V171H42V173L40 172ZM134 170V171H133ZM152 170V171H151ZM165 170V171H164ZM167 170V171H166ZM172 170V171H170ZM221 170V171H220ZM17 171V172H16ZM26 171L27 173L24 174V172ZM34 171H38L39 174L35 175L36 173L38 172H35L34 174V177L32 176L33 175V172ZM224 171V172H223ZM225 171H228L227 173ZM233 171V172H232ZM14 172V173H13ZM30 172V173H29ZM45 172V174H43ZM121 172V173H119ZM124 172V173H123ZM130 174H129V173ZM161 172V173H160ZM23 173V174H21ZM41 173V174H40ZM229 173V174H228ZM235 173V174H234ZM10 174V175H9ZM12 174V176H11ZM122 174V175H121ZM156 174V175H155ZM18 175V176H17ZM27 176V177H23V176ZM42 175V176H40ZM127 178H126V176ZM132 175V176H131ZM162 175V176H160ZM164 175V176H163ZM209 175V174H208ZM220 175V176H219ZM237 175V176H236ZM242 175V176H241ZM10 176V177H8ZM32 176V179L31 177ZM148 176V178H147ZM153 178H152V177ZM224 176H227V177H224ZM251 176V177H250ZM126 178L125 180H123L124 178ZM164 179H163V178ZM220 177V178H219ZM231 177V178H230ZM245 177V178H243ZM248 177V178H247ZM23 178H27L25 181H23L24 179ZM35 178V179H34ZM36 178L38 179L36 181ZM146 178V179H145ZM155 178V179H154ZM157 178V180H156ZM224 178V179H223ZM226 178V180H225ZM262 178V179H261ZM23 179V180H22ZM34 179V180H33ZM151 179V180H150ZM154 179V180H152ZM210 179V178H209ZM218 179H220L218 181ZM222 179V180H221ZM230 179V180H229ZM232 179V180H231ZM237 179V181L235 180ZM257 179V180H256ZM16 180V181H15ZM22 180V181H21ZM28 180V181H27ZM32 180V181H31ZM118 180V181H117ZM128 180V181H127ZM143 180V181H142ZM169 180V181H167ZM217 180V181H216ZM256 180V181H255ZM260 180V181H259ZM11 181L12 182H17L18 184L19 183H22L21 186L24 188V192L19 195V196H16L13 194V186L9 185L11 184ZM30 181H31V185H30ZM144 181H147L146 184L144 183ZM151 181V182H150ZM155 181L153 184L152 182ZM229 183H228V182ZM259 181V182H257ZM27 182V183H26ZM41 182V183H40ZM118 182V183H117ZM120 182H122L120 184ZM124 182V183H123ZM131 182V183H129ZM218 182V183H216ZM25 183V184H24ZM32 183H35V184H32ZM38 183V184H37ZM43 183V184H42ZM126 183V184H125ZM136 183V182H135ZM157 183V184H156ZM159 183V184H158ZM228 183V186L227 184ZM24 184V185H23ZM37 184V185H36ZM131 184V185H130ZM151 184V185H150ZM224 186H223V185ZM35 187H32L34 186ZM56 185H59L58 183ZM128 185V186H127ZM133 185V187H132ZM147 185V186H146ZM150 185V186H149ZM155 185V186H153ZM160 185V186H159ZM230 185V186H229ZM38 186V187H37ZM122 186V187H121ZM125 186V188L123 187ZM131 186V187H130ZM146 186V187H144ZM130 187V191H128ZM148 187H150L149 189H151V192L149 191ZM156 187V188H155ZM160 187V188H159ZM163 187V190L161 189ZM222 187V188H221ZM27 188V189H26ZM40 188V189H39ZM116 188V187H115ZM133 188V189H132ZM135 188V191L138 193H134L135 191H133ZM180 190H179V189ZM199 188V189H198ZM223 188H226V189H223ZM7 189V190H6ZM39 189V190H38ZM123 189V190H122ZM127 189V190H126ZM139 189H144L143 190H139ZM147 191H146V190ZM155 191H154V190ZM158 191H157V190ZM160 189V190H159ZM167 189V190H166ZM183 189V190H182ZM193 189V190H192ZM221 189V190H220ZM26 190V191H25ZM37 190V191H35ZM172 190V191H171ZM176 190V191H175ZM190 190V191H188ZM199 190V191H198ZM133 191V192H132ZM180 191V192H178ZM185 191V192H184ZM31 192V193H30ZM153 192V193H152ZM170 192V193H169ZM182 192V193H181ZM190 192V193H189ZM218 192V193H216ZM26 195H25V194ZM29 194V197L28 194ZM33 193V194H32ZM124 193V194H123ZM131 193V194H130ZM139 193H142L140 194V199L138 200L139 196L137 197V195H139ZM145 193V195H144ZM172 193V194H171ZM178 193V194H177ZM200 193V194H199ZM13 194V196H12ZM44 194V195H43ZM137 194V195H136ZM182 194V196H181ZM217 194V195H215ZM23 195V196H22ZM35 195V196H34ZM164 195V196H163ZM11 196V197H10ZM34 196V197H33ZM47 196V197H46ZM121 196V197H120ZM129 196V198H128ZM136 196V197H135ZM149 196V197H148ZM186 196V197H185ZM196 196V197H195ZM202 196V195H200ZM199 196V197H200ZM214 196V197H213ZM238 194H236L235 196L232 195L231 197H229V203L231 202H235L236 199H238ZM9 197V198H8ZM46 197V198H44ZM123 197V199L121 200V198ZM126 197V198H125ZM143 197V198H142ZM151 197V198H150ZM8 198V199H7ZM15 198V199H14ZM26 198V199H25ZM28 198V199H27ZM32 198L35 200L34 203L31 202L32 201ZM64 198L66 199V201L64 200ZM128 198V199H127ZM133 198V199H132ZM137 198V199H136ZM150 200H149V199ZM233 200H232V199ZM235 198V199H234ZM44 199H45V202H44ZM143 199V200H142ZM21 200V201H20ZM41 200V201H40ZM43 200V201H42ZM59 200V201H58ZM64 200V201H63ZM99 200L100 197H99ZM128 200V202L126 201ZM205 200H208L207 202H205ZM47 201V202H46ZM59 202L58 204L56 202ZM68 201V202H67ZM122 202V203H119V202ZM136 201V202H135ZM138 201V202H137ZM141 201V202H140ZM189 201V202H188ZM5 202V204H4ZM24 203V204H21V203ZM38 204H37V203ZM63 202V203H62ZM67 202V203H66ZM127 202V204L125 203ZM134 202V203H133ZM146 202L147 205H146ZM152 204H151V203ZM203 202V203H202ZM211 202V203H210ZM30 203V204H29ZM34 206H33V204ZM50 203V204H48ZM53 203V204H52ZM62 203V204H61ZM96 203H98V199L96 200ZM136 203V204H135ZM141 203V205H140ZM206 203V204H205ZM210 203V204H209ZM3 204V205H2ZM24 207V205H26ZM37 204V206H36ZM44 204H48L47 206L44 205ZM52 204V205H51ZM56 204V205H55ZM61 204V205H60ZM120 204V205H119ZM125 204V205H124ZM135 204V205H134ZM186 204V205H185ZM202 204V205H201ZM23 205V207H22ZM39 205V206H38ZM41 205V207H40ZM44 205V206H43ZM54 205V206H53ZM124 205V206H123ZM132 205V206H131ZM137 205V206H136ZM17 206V207H16ZM55 207V211L53 212V209L51 207ZM61 208H60V207ZM129 206V207H128ZM134 206V207H133ZM151 206V207H150ZM203 206V207H202ZM5 207V208H4ZM28 207V209H27ZM33 207V208H32ZM36 207V208H35ZM47 207V208H46ZM124 207V209H123ZM143 207V208H142ZM147 207V208H146ZM153 207V208H152ZM22 208L24 209V211L22 210ZM35 208V209H34ZM39 210H38V209ZM41 208H42V211H41ZM44 208V209H43ZM63 208V209H62ZM67 208V209H66ZM203 208V209H202ZM33 209V210H32ZM37 209V211H35ZM51 209V210H50ZM59 209V210H58ZM122 209V210H121ZM197 209V210H196ZM3 210V211H2ZM12 210V211H11ZM31 210V213H29ZM46 210V211H45ZM57 210V211H56ZM64 210V211H63ZM131 210V211H130ZM136 210V211H135ZM208 210V211H207ZM210 210V211H209ZM33 211H35V213L33 214ZM44 211V212H43ZM51 213H49V212ZM62 211V214H59L60 212ZM66 211V212H65ZM123 211V213L121 212ZM130 211V212H129ZM135 211V212H134ZM184 211V212H183ZM19 212V213H18ZM21 212V213H20ZM42 212V213H41ZM70 212V213H69ZM111 212V211H110ZM209 212V213H207ZM15 213V214H14ZM24 213V214H23ZM49 213V214H48ZM6 214V215H5ZM20 214V215H19ZM27 216H26V215ZM38 214V215H37ZM41 214V216H40ZM50 218H48V216ZM61 216H59V215ZM68 214V215H67ZM107 214V213H106ZM119 214V217H118V220L116 219L117 215ZM127 214V215H125ZM260 214V213H259ZM17 215V216H16ZM25 215V217H23ZM52 217H51V216ZM67 215V216H66ZM125 215V216H124ZM256 215V216H255ZM253 215L254 217L250 216L248 218H242V219H239L237 222L234 223V227L236 228H240L241 230L243 229H246V226H245V222H247L248 220H252L256 218L257 219H260V218H263L264 219V212H262L260 215L258 214H255ZM32 216V219H30L29 217ZM66 216V217H65ZM69 216V217H68ZM109 215H106L107 218ZM124 216V217H123ZM260 216V217H259ZM17 217V218H16ZM22 219H20V218ZM35 217V218H33ZM39 217V218H38ZM45 217V219H44ZM47 217V219H46ZM60 217V218H59ZM71 217V218H70ZM123 217V218H122ZM162 217V218H161ZM259 217V218H258ZM4 218V219H3ZM26 218V219H25ZM122 218V219H121ZM16 219V220H15ZM34 219V220H33ZM39 219V220H37ZM43 219V220H42ZM64 219V220H63ZM246 219V220H245ZM12 220V221H11ZM19 220V221H18ZM23 220V221H22ZM33 220V221H32ZM42 220V222H41ZM46 222H45V221ZM163 220V221H161ZM170 220V221H169ZM29 221V224H27V222ZM31 221V222H30ZM114 221V222H115ZM245 221V222H244ZM21 222V223H20ZM36 222V223H35ZM45 222V223H44ZM5 223V225H4ZM15 223V224H14ZM20 223V225H19ZM31 223L34 225H31ZM40 223V224H39ZM65 223V224H64ZM242 223V224H241ZM8 224V225H7ZM14 224V226H13ZM27 224V225H25ZM43 224V225H42ZM50 224V225H49ZM55 224V225H53ZM37 225V229L36 231L33 230L35 229ZM53 225V226H52ZM113 225H116V224H113ZM6 226V227H5ZM12 228H11V227ZM18 226V227H17ZM28 226H29V229H28ZM45 226V227H44ZM61 226V227H60ZM14 227V229H13ZM17 227V228H16ZM33 227V228H32ZM48 227V228H47ZM49 227H51L49 229ZM53 227V228H52ZM245 227V228H244ZM263 227V228H262ZM262 227L260 228L261 230H259L258 233L255 234V236H260L261 234H264V223L262 224ZM62 228V229H60ZM5 229V230H4ZM17 230V232H16ZM19 230V231H18ZM33 230V231H32ZM41 230V231H39ZM14 231L16 233H14ZM33 233H31V232ZM57 231V232H56ZM2 232H5V234ZM43 232V233H41ZM60 232V233H59ZM36 233V234H35ZM38 233V234H37ZM58 235H57V234ZM3 235V236H1ZM12 235V236H11ZM7 236H11L10 238ZM3 237V238H1ZM27 237V238H26ZM7 238V239H5ZM21 238V239H20ZM256 238V237H255ZM10 239V240H9ZM14 239V240H12ZM9 240V241H7ZM19 240V241H17ZM17 243V244H15ZM24 243H26L25 245H23ZM43 243V244H42ZM7 244H11L12 246L10 245H7ZM39 245V246H38ZM46 245V246H45ZM29 246V247H28ZM22 247V248H21ZM27 249H25V248ZM236 247V248H235ZM239 247V248H238ZM48 248V247H47ZM199 248V249H197ZM211 248V247H210ZM234 248L236 250H244L246 248V246H234ZM14 249V250H13ZM198 251H197V250ZM202 249V250H201ZM208 250V251H207ZM24 252H27L25 253L24 255ZM212 251V250H211ZM28 252H29V255H28ZM30 252L32 253L30 255ZM34 252H35V255H34ZM207 252V253H206ZM209 252V253H208ZM5 253V254H4ZM11 253V254H10ZM36 253H37V256H36ZM187 253H192L194 255V257H196V260L193 262V264H200V262H203V259L206 260L208 258H210V254L211 255H215L213 252H210L209 251V248L207 246H196L195 249H192V250H189L187 251ZM203 253V254H202ZM262 253H264V249L262 250ZM27 254V255H26ZM125 255V256H124ZM123 255V261L122 263L123 264H129L132 259V255L130 254H124ZM199 255V256H198ZM207 255V256H205ZM36 256V257H35ZM25 257V258H24ZM35 257V258H33ZM128 257V258H126ZM205 257V258H204ZM202 258V259H201ZM127 259V260H126ZM153 259L155 260V256H153ZM33 260V261H32ZM126 260V262H125ZM130 262H129V261ZM162 260V259H161ZM30 261V262H29ZM200 261V262H199ZM20 262V263H19ZM125 262V263H124ZM198 262V263H197ZM62 264H68V262H63ZM69 264H71V262L69 261Z\"/></svg>",
  "mask_w": 264,
  "mask_h": 264
}]
</instances>
